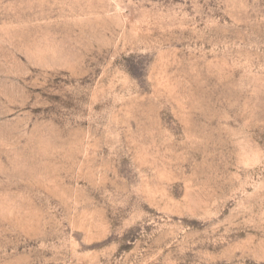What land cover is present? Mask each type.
<instances>
[{
    "label": "rangeland",
    "instance_id": "obj_1",
    "mask_svg": "<svg viewBox=\"0 0 264 264\" xmlns=\"http://www.w3.org/2000/svg\"><path fill=\"white\" fill-rule=\"evenodd\" d=\"M0 264H264V0H0Z\"/></svg>",
    "mask_w": 264,
    "mask_h": 264
}]
</instances>
